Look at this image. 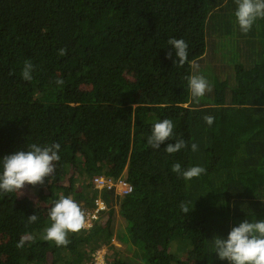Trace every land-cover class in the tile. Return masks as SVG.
<instances>
[{"label": "trees", "instance_id": "16d2710c", "mask_svg": "<svg viewBox=\"0 0 264 264\" xmlns=\"http://www.w3.org/2000/svg\"><path fill=\"white\" fill-rule=\"evenodd\" d=\"M236 9V0H0V173L5 156L60 145L42 185L0 192V264H94L95 246L113 240L115 202L131 256L111 264H228L215 239L264 220V18L244 34ZM171 38L188 44L183 67L174 52L166 58ZM26 60L31 81L21 77ZM192 75L212 86L199 103ZM163 119L174 137L153 150L147 137ZM177 138L189 147L164 152ZM175 163L206 172L186 181ZM124 174V197L95 190V180ZM99 195L109 208L99 223L69 233L66 247L42 238L62 196L86 216ZM24 235L32 240L17 248Z\"/></svg>", "mask_w": 264, "mask_h": 264}, {"label": "clouds", "instance_id": "9594fccd", "mask_svg": "<svg viewBox=\"0 0 264 264\" xmlns=\"http://www.w3.org/2000/svg\"><path fill=\"white\" fill-rule=\"evenodd\" d=\"M237 9L235 17L242 33L247 34L253 27L257 19L264 18V0H236ZM171 50L167 53L168 59H172L173 52L176 60H173L174 65L183 67L188 61V44L183 39L171 38L167 41ZM67 54L66 49H60L59 55ZM35 66L30 60L24 62L21 71V77L24 81L32 80V73ZM188 87L190 95L194 102L199 103L200 98L204 97L206 92L212 90V86L208 80L202 75H192L188 78ZM57 85H62L64 81L57 79ZM214 117L205 116V122L211 126L214 122ZM174 124L171 119H163L155 122L152 125L151 134L147 137V145L153 150H159L165 141L173 139ZM189 144L183 138L175 139V143H169L164 149L169 155L180 152L188 148ZM190 149L192 152L198 151V145L191 143ZM60 145L51 143L47 146L31 144L27 151L21 150L14 154L5 156L2 160L3 171L0 173V192L12 193L21 192L25 185H42L45 178L54 175L56 171V162L60 160L59 156ZM172 171L186 181L197 178L206 172V169L200 166H194L187 169H182L180 163H175L172 166ZM125 178L124 174L118 182ZM125 180V195L131 192L130 186ZM116 183L105 178L95 180V190H99L100 186L105 189L115 188ZM108 184H112L108 186ZM103 189V190H104ZM102 190V191H103ZM124 195V196H125ZM119 196V195H118ZM120 196V197H124ZM95 203L96 213H98V204ZM106 203V202H105ZM180 210L187 214L189 208L187 203L180 204ZM93 210V211H94ZM49 219L52 221L50 227L45 229L43 239L52 241L57 247H66L70 241L69 233H78L81 230H89L95 224L89 222L85 217L84 211L71 197H61L48 212ZM29 223H35L38 216L33 214L28 218ZM90 226L89 224H92ZM30 235H24L18 241L16 247L23 248L26 241H31ZM215 253L221 261H227L228 264H264V220L249 222L245 220L239 226L233 227L228 234L227 239H215Z\"/></svg>", "mask_w": 264, "mask_h": 264}, {"label": "rangeland", "instance_id": "374dc122", "mask_svg": "<svg viewBox=\"0 0 264 264\" xmlns=\"http://www.w3.org/2000/svg\"><path fill=\"white\" fill-rule=\"evenodd\" d=\"M125 178L121 179L119 182L116 183V195L124 196L127 189H125ZM82 181V178H80L79 183ZM112 184H108L110 186ZM103 186H100L99 192L103 190ZM99 194V193H98ZM98 204V213H96V210H87L86 219H89V222H93L94 224L99 223L101 221L102 213H107L109 211V208L107 207V204L105 201L98 196V198L95 200ZM84 207V204H82ZM115 209H116V218L114 221L113 229V240L111 244L109 245H102V247L98 248L95 246V251L92 253V257L94 259V264H111V262L119 260L120 256L124 259L131 256V253L127 249L126 245H122L121 242L118 240V232L122 231L124 229V223L122 221V217L119 215L120 212V206L115 202ZM107 220V218H106ZM92 224H89L90 226H93ZM112 247H115L120 251V255L116 256L114 254V251L112 250ZM96 262V263H95Z\"/></svg>", "mask_w": 264, "mask_h": 264}]
</instances>
